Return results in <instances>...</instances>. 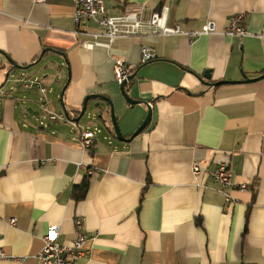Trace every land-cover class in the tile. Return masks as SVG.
<instances>
[{
  "label": "crops",
  "instance_id": "crops-1",
  "mask_svg": "<svg viewBox=\"0 0 264 264\" xmlns=\"http://www.w3.org/2000/svg\"><path fill=\"white\" fill-rule=\"evenodd\" d=\"M105 6L111 15L143 7L146 19L166 6L168 26L201 30L213 20L217 30L110 43L95 20L76 22L75 0H0V248L25 256L21 264H44L37 254L48 227L61 225L60 241L71 243L83 217L88 240L77 264H264V77L246 81L264 74V0ZM238 13L243 37L224 32ZM144 46L156 58L142 64ZM117 59L136 65L125 88L138 103L121 93ZM30 77L46 96L22 86ZM222 80L234 82L213 84ZM91 94L112 100L128 140L116 136L106 101L103 109L89 101L80 118ZM149 107L150 123L133 135ZM89 129L97 146L84 149ZM194 162L210 172L226 163L232 182L206 170L196 177Z\"/></svg>",
  "mask_w": 264,
  "mask_h": 264
},
{
  "label": "built area",
  "instance_id": "built-area-1",
  "mask_svg": "<svg viewBox=\"0 0 264 264\" xmlns=\"http://www.w3.org/2000/svg\"><path fill=\"white\" fill-rule=\"evenodd\" d=\"M45 1V0H38ZM76 11L75 20L77 23L93 19L97 22L101 33L98 35H105L109 42H113L122 37H133L142 35H170V34H186L190 39L196 38L202 34H209L217 30L216 24L213 20H209L201 30L185 31L179 24L174 26L167 25V7H162L161 10L154 11L150 18H144L143 7H135L122 14L111 15L107 12L105 0H75ZM225 33L231 35H238L240 37L249 34V31L244 26V14L238 13L230 18V23ZM105 45H109L106 43ZM88 46H93L88 44ZM156 58L154 51L148 46H144L141 52V63ZM115 77L120 85H128L133 80L136 73V65L128 63L122 59H117L115 62ZM24 88H38L45 96L49 88L44 85L38 78H25L22 81ZM46 114L52 120H67L64 115H60L49 109ZM95 132L92 129L84 131L80 137V145L84 149H90L97 146L94 140ZM206 168L198 162L192 165V171L196 177H199ZM89 170V173H92ZM209 175L221 185L226 186L232 182V171L226 163H220L213 171H207ZM241 190L248 188L247 183L239 185ZM228 203H234L235 198L229 194L226 195ZM12 224L16 222L15 218L10 220ZM75 226L77 235L71 243H62L60 241L61 225L52 224L48 227L43 237V247L37 254L38 259L44 264H77V259L86 253L85 244L88 240L87 234L83 230L84 218L77 217L75 219ZM25 256L13 255L7 253L0 248V263L3 261L8 264H21Z\"/></svg>",
  "mask_w": 264,
  "mask_h": 264
},
{
  "label": "water",
  "instance_id": "water-1",
  "mask_svg": "<svg viewBox=\"0 0 264 264\" xmlns=\"http://www.w3.org/2000/svg\"><path fill=\"white\" fill-rule=\"evenodd\" d=\"M48 66H49V64H47L45 67H48ZM14 67L16 69L24 68L23 66H20V65H15ZM11 72H12V70H9V71L6 72V76H5L6 80L10 77ZM205 77L206 78H210L211 77L210 71H206L205 72ZM263 77H264V74H262L261 76H259L257 78L246 79V81H254V80H257V79H260V78H263ZM226 82H234V81L222 80V81H217L216 83H213V84L214 85H220V84H224ZM121 93H122L123 97L126 99V101H128L129 103H138L139 102V100L134 99L133 97H131L128 94V89H126L124 85H121ZM95 99H99V101L94 105L95 108H100V109L102 108L103 109V106H102V104L100 102L101 100L106 101V102H108L110 104V106H111V110H110L111 111V119H112V122H113V125H114V130L116 132V136L119 139H121V140H128L123 135V133H122V131L120 129V126L118 124L117 117H116V114H115V110H114V104H113L112 100L107 98V97H105V96H102L100 94L88 95L85 98V100H84V103H83V106H82V110H81V114H80V118L86 114L87 109H88L89 101L95 100ZM37 114H39V113H37ZM151 119H152V109H151V107H149L148 113H147L144 121L141 123V125L138 127V129L135 131V133L133 135H137L140 132H142L147 127V125L150 123Z\"/></svg>",
  "mask_w": 264,
  "mask_h": 264
},
{
  "label": "rangeland",
  "instance_id": "rangeland-1",
  "mask_svg": "<svg viewBox=\"0 0 264 264\" xmlns=\"http://www.w3.org/2000/svg\"><path fill=\"white\" fill-rule=\"evenodd\" d=\"M47 64H49V61H47V62H45L44 63V65H43V68H49V67H45ZM17 74H19V75H17V76H20V72H17ZM35 75H33V77H34ZM16 76H13V77H10L9 78V80L7 81V83L8 84H14L15 83V80H16V78H15ZM39 110V109H38ZM41 113H40V115H38V117H40L41 119H43L44 117H45V112L42 110L41 111V109L39 110ZM27 113V112H26Z\"/></svg>",
  "mask_w": 264,
  "mask_h": 264
},
{
  "label": "trees",
  "instance_id": "trees-1",
  "mask_svg": "<svg viewBox=\"0 0 264 264\" xmlns=\"http://www.w3.org/2000/svg\"><path fill=\"white\" fill-rule=\"evenodd\" d=\"M84 186H82V188H83Z\"/></svg>",
  "mask_w": 264,
  "mask_h": 264
},
{
  "label": "bare ground",
  "instance_id": "bare-ground-1",
  "mask_svg": "<svg viewBox=\"0 0 264 264\" xmlns=\"http://www.w3.org/2000/svg\"><path fill=\"white\" fill-rule=\"evenodd\" d=\"M158 10V9H157Z\"/></svg>",
  "mask_w": 264,
  "mask_h": 264
}]
</instances>
